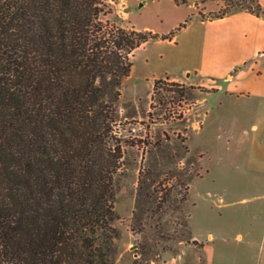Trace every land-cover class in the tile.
<instances>
[{
    "label": "trees",
    "instance_id": "obj_1",
    "mask_svg": "<svg viewBox=\"0 0 264 264\" xmlns=\"http://www.w3.org/2000/svg\"><path fill=\"white\" fill-rule=\"evenodd\" d=\"M116 2L0 0V264H115L123 84L137 49L188 22L122 27Z\"/></svg>",
    "mask_w": 264,
    "mask_h": 264
},
{
    "label": "rangeland",
    "instance_id": "obj_2",
    "mask_svg": "<svg viewBox=\"0 0 264 264\" xmlns=\"http://www.w3.org/2000/svg\"><path fill=\"white\" fill-rule=\"evenodd\" d=\"M207 1L218 5L208 18L238 4L258 6V0H126L120 15L104 19L165 35L193 17L196 3L203 8ZM174 53L166 44L140 49L135 73L123 84L119 114L126 142L115 177V226L121 232L115 264H263V180L257 175L260 182L252 185L245 159L217 154L227 130L219 137L216 129L195 135L196 147L211 152L203 160L188 150L189 136L202 123L207 89L165 77L150 90L151 77Z\"/></svg>",
    "mask_w": 264,
    "mask_h": 264
},
{
    "label": "crops",
    "instance_id": "obj_3",
    "mask_svg": "<svg viewBox=\"0 0 264 264\" xmlns=\"http://www.w3.org/2000/svg\"><path fill=\"white\" fill-rule=\"evenodd\" d=\"M125 1L115 3L111 14L120 15L119 7L125 9ZM258 4L261 15L241 7L222 17L208 18L204 15L218 5L207 1L201 8L202 4L196 3V13L172 40H152L135 51L131 73H135L134 59L140 49L155 44L173 46V57L161 73L151 77L150 90L156 80L165 77L206 88L202 101L205 113L200 128L187 140L189 153L203 160L211 152L206 146L196 147L195 135L216 129L219 137L227 130L228 140L223 147L218 146L217 154L245 159L252 172V185L260 182L257 175L264 184V0ZM206 172L209 170L199 176ZM194 239L203 249L205 244Z\"/></svg>",
    "mask_w": 264,
    "mask_h": 264
}]
</instances>
